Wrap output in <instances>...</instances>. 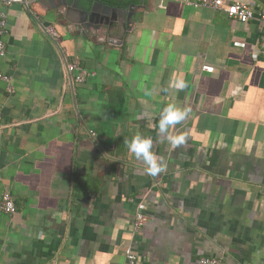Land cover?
I'll return each instance as SVG.
<instances>
[{"label":"crops","instance_id":"1","mask_svg":"<svg viewBox=\"0 0 264 264\" xmlns=\"http://www.w3.org/2000/svg\"><path fill=\"white\" fill-rule=\"evenodd\" d=\"M236 2L264 9L225 0ZM111 3L138 6L121 43L78 28L64 0L0 2V70L16 90L0 81V200L8 192L17 207L0 214V264H128V248L140 264H264L259 21L180 0ZM62 52L95 75L71 83ZM168 104L190 109L169 130L185 137L178 146L158 131ZM136 134L166 171L146 173L125 143ZM139 202L148 221L135 233Z\"/></svg>","mask_w":264,"mask_h":264},{"label":"built area","instance_id":"2","mask_svg":"<svg viewBox=\"0 0 264 264\" xmlns=\"http://www.w3.org/2000/svg\"><path fill=\"white\" fill-rule=\"evenodd\" d=\"M26 0H0L6 6H11L14 4L24 3ZM186 3L188 6L193 8H208L212 10L223 9L230 19L237 21L242 24H248L252 20H257L260 23V31L262 33V47L261 50L264 51V9L258 13L254 11L251 5L236 2L232 4H225V0H180ZM8 16L6 12H0V58H5L7 55V45L5 42V37L8 34L7 28ZM47 35L52 39L57 40L58 33L56 28L52 26H46L44 28ZM64 57V70L67 79L75 84L80 85L84 84L86 80L95 75L94 72H91L85 69L81 64L75 60H70L64 52H62ZM208 71L212 69L208 68ZM0 81L4 82L7 86V91L10 94L15 93V87L13 85V77L11 75L5 74L0 70ZM92 135L95 136V132L92 131ZM132 203L136 201L130 199ZM146 206L144 203H137V213L136 218L133 224V231L135 233L139 232L147 223L148 217L145 213ZM17 207L14 198L8 192L4 193L0 200V214H6L12 216L16 214ZM128 264H140L137 254L133 251L132 248H128L125 252ZM201 264H228L227 262L217 259V258H203Z\"/></svg>","mask_w":264,"mask_h":264},{"label":"water","instance_id":"3","mask_svg":"<svg viewBox=\"0 0 264 264\" xmlns=\"http://www.w3.org/2000/svg\"><path fill=\"white\" fill-rule=\"evenodd\" d=\"M33 2L36 0H26ZM79 14L78 28L104 37L107 42L124 41L135 23L136 5L117 6L104 0H64Z\"/></svg>","mask_w":264,"mask_h":264},{"label":"clouds","instance_id":"4","mask_svg":"<svg viewBox=\"0 0 264 264\" xmlns=\"http://www.w3.org/2000/svg\"><path fill=\"white\" fill-rule=\"evenodd\" d=\"M190 109L179 107L175 104H168L160 113L158 122V131L167 137L169 144L178 146L184 142V136L169 135V130L182 121H184ZM129 151L134 155L135 159L141 161L145 166V171L150 176H157L166 171L167 163L163 157H158L153 152V140L141 134H136L129 141H125Z\"/></svg>","mask_w":264,"mask_h":264},{"label":"flooded vegetation","instance_id":"5","mask_svg":"<svg viewBox=\"0 0 264 264\" xmlns=\"http://www.w3.org/2000/svg\"><path fill=\"white\" fill-rule=\"evenodd\" d=\"M104 1H107V2L111 3L110 0H104Z\"/></svg>","mask_w":264,"mask_h":264},{"label":"trees","instance_id":"6","mask_svg":"<svg viewBox=\"0 0 264 264\" xmlns=\"http://www.w3.org/2000/svg\"><path fill=\"white\" fill-rule=\"evenodd\" d=\"M110 2H111V0H110Z\"/></svg>","mask_w":264,"mask_h":264}]
</instances>
